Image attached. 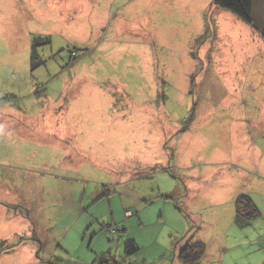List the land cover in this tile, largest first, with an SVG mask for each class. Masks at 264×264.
I'll return each instance as SVG.
<instances>
[{
	"label": "rangeland",
	"instance_id": "374dc122",
	"mask_svg": "<svg viewBox=\"0 0 264 264\" xmlns=\"http://www.w3.org/2000/svg\"><path fill=\"white\" fill-rule=\"evenodd\" d=\"M252 19L0 0V264H186L197 242V264H264V0Z\"/></svg>",
	"mask_w": 264,
	"mask_h": 264
},
{
	"label": "trees",
	"instance_id": "16d2710c",
	"mask_svg": "<svg viewBox=\"0 0 264 264\" xmlns=\"http://www.w3.org/2000/svg\"><path fill=\"white\" fill-rule=\"evenodd\" d=\"M215 4L217 7L232 12L248 23L253 22L252 14L254 0H215ZM43 42L44 40L41 37H36L34 39L32 59L37 57L36 48L44 44ZM258 213L259 211L250 197L241 196L238 198L236 204V221H248L254 216H257ZM206 249L207 246L203 242L187 245L180 252V258L186 264H197L205 254Z\"/></svg>",
	"mask_w": 264,
	"mask_h": 264
},
{
	"label": "built area",
	"instance_id": "2783aa9c",
	"mask_svg": "<svg viewBox=\"0 0 264 264\" xmlns=\"http://www.w3.org/2000/svg\"><path fill=\"white\" fill-rule=\"evenodd\" d=\"M128 214H130V212H128Z\"/></svg>",
	"mask_w": 264,
	"mask_h": 264
}]
</instances>
